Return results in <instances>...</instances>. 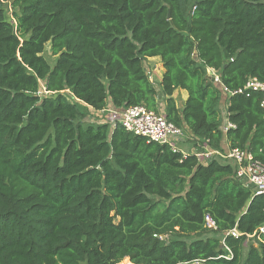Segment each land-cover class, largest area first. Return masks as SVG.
Masks as SVG:
<instances>
[{
  "label": "trees",
  "instance_id": "obj_1",
  "mask_svg": "<svg viewBox=\"0 0 264 264\" xmlns=\"http://www.w3.org/2000/svg\"><path fill=\"white\" fill-rule=\"evenodd\" d=\"M2 2L0 264H264V195L191 151L224 152L225 139L264 166L262 93L223 91L264 84V0ZM148 58L164 70L156 86ZM79 105L144 106L191 148L85 120Z\"/></svg>",
  "mask_w": 264,
  "mask_h": 264
},
{
  "label": "built area",
  "instance_id": "obj_2",
  "mask_svg": "<svg viewBox=\"0 0 264 264\" xmlns=\"http://www.w3.org/2000/svg\"><path fill=\"white\" fill-rule=\"evenodd\" d=\"M0 4H5L9 14L11 13L8 2ZM214 81L219 83L217 76ZM223 91L227 95L259 91L262 93L260 107L264 108V84L256 79H250L243 88L236 91L229 92L226 89H223ZM97 113L98 115L106 114L107 121L103 122L109 123L112 127L120 125L125 131L144 137L148 142L168 145L173 153L179 152L185 155L179 147L183 136L181 130L172 123L167 122L162 114L148 110L144 106L104 109ZM227 127L233 128L234 126L228 123ZM202 149L201 151H192L199 162L207 163L214 158L230 163L234 167L235 178L244 187L251 189L255 195H264V166L254 159L252 154L239 148H228L224 152L211 151L206 146H203ZM204 228L209 231H216L215 222L208 214L204 216ZM226 235L237 238L240 233L236 229H232ZM258 235L264 237V227L258 229Z\"/></svg>",
  "mask_w": 264,
  "mask_h": 264
},
{
  "label": "crops",
  "instance_id": "obj_3",
  "mask_svg": "<svg viewBox=\"0 0 264 264\" xmlns=\"http://www.w3.org/2000/svg\"><path fill=\"white\" fill-rule=\"evenodd\" d=\"M143 64H144V67L146 68L148 74L150 75L151 82L156 86L161 81L162 74H163V71H164L163 68H162L160 59L159 58H148L146 61H144ZM210 72L212 73L214 71L211 70ZM212 74L215 77V72L212 73ZM173 97L175 98V100L177 102V106L181 107L183 102L186 100V92L183 91V90H176L173 93ZM223 107L226 108V98L225 99L223 98V100L221 101V105H220V110H221V116L222 117L225 116V111L223 112ZM108 108H111V106L108 105ZM226 124H227V122L223 120L222 126L225 127ZM183 141L185 142V140H183ZM182 142H181V145L183 144ZM184 144H183V147H184L185 150H188L189 148H191V147H189V145L187 146V145H184ZM222 148L224 149V151H225V148L228 149V144L225 141V139H223ZM191 151H194V150H191Z\"/></svg>",
  "mask_w": 264,
  "mask_h": 264
},
{
  "label": "rangeland",
  "instance_id": "obj_4",
  "mask_svg": "<svg viewBox=\"0 0 264 264\" xmlns=\"http://www.w3.org/2000/svg\"><path fill=\"white\" fill-rule=\"evenodd\" d=\"M0 6L5 10V12H6L5 16L7 17V19L11 21V17H10V14L8 12V9H7L6 5L5 4H0ZM45 50L46 51L44 52V57L46 58V60L48 61V63L52 66L53 63H54V61H55V59L50 55V50H49V46L48 45L45 48ZM212 73H214V72H212ZM215 77H216V75H215ZM215 77H214V79H215ZM213 82L214 83H217L215 81H213ZM158 101L160 103V100L159 99H158ZM106 109H111V108H106ZM225 109L226 108L223 107V112L225 111ZM79 110H80L81 114L83 115V117H85V120H88V121H91V122H94V123H99V122L107 121V119H106L107 118V115L106 114H100V115H98L97 112H93L92 110L91 111L90 110H86L82 105H79ZM183 140H185V142ZM182 141H183L182 142L183 144L185 143L184 145H187V146L190 145L189 142H187L186 136H184V135L182 136ZM226 149L227 148H225V150ZM187 234H189V236H191V239L192 238H197V237L200 236V233L198 232V230L187 229ZM210 234H211V231H208L207 233H204V235H210ZM250 242H251L250 240L246 241V243L243 244L244 247H246V245L248 243H250ZM126 262H128V261L125 260V261L121 262L120 264H123V263H126Z\"/></svg>",
  "mask_w": 264,
  "mask_h": 264
},
{
  "label": "water",
  "instance_id": "obj_5",
  "mask_svg": "<svg viewBox=\"0 0 264 264\" xmlns=\"http://www.w3.org/2000/svg\"><path fill=\"white\" fill-rule=\"evenodd\" d=\"M207 76L212 82L214 81V76L210 71L207 73Z\"/></svg>",
  "mask_w": 264,
  "mask_h": 264
}]
</instances>
